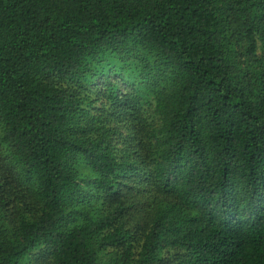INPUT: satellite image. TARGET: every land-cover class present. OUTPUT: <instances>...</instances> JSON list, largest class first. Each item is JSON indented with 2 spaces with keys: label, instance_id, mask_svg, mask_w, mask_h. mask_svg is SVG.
Listing matches in <instances>:
<instances>
[{
  "label": "trees",
  "instance_id": "1",
  "mask_svg": "<svg viewBox=\"0 0 264 264\" xmlns=\"http://www.w3.org/2000/svg\"><path fill=\"white\" fill-rule=\"evenodd\" d=\"M0 264H264V0H0Z\"/></svg>",
  "mask_w": 264,
  "mask_h": 264
}]
</instances>
